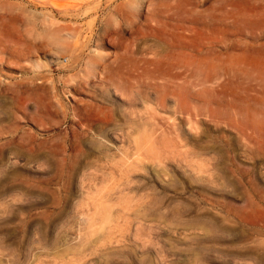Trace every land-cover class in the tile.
Returning <instances> with one entry per match:
<instances>
[{"label":"rangeland","instance_id":"obj_1","mask_svg":"<svg viewBox=\"0 0 264 264\" xmlns=\"http://www.w3.org/2000/svg\"><path fill=\"white\" fill-rule=\"evenodd\" d=\"M0 264H264V0H0Z\"/></svg>","mask_w":264,"mask_h":264}]
</instances>
